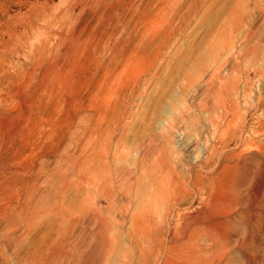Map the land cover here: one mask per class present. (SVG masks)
<instances>
[{
    "label": "rangeland",
    "instance_id": "374dc122",
    "mask_svg": "<svg viewBox=\"0 0 264 264\" xmlns=\"http://www.w3.org/2000/svg\"><path fill=\"white\" fill-rule=\"evenodd\" d=\"M236 1L240 2L238 6ZM252 1L256 0H0V264H162L163 251L158 253L155 248L145 257L130 244V218L135 207L128 200L122 201L131 212L128 220L120 223L121 227L109 222L106 232L100 228L104 215L98 209L107 208V204L97 202L94 187L86 188L80 175L79 190L76 183L66 199L60 200L58 189L63 181L59 174L70 160L81 162L94 154L102 128L109 125L108 113L117 104L125 115L118 117L113 130L118 131L116 139L120 143L123 139L122 144L127 143L130 149V157L122 160L123 168L132 169L134 158L148 153L145 144L149 140L148 144L155 146L154 157L164 149L169 151H163L165 155L175 159L174 163L179 158L185 168L195 165L185 149L192 136L195 140L203 134L200 149L207 142L219 147V139L213 138L203 118L206 116L198 108L208 97L206 79L230 39L227 30L221 32V24L231 13L241 16L243 11L238 7ZM250 7L235 28L233 36L237 40L252 17L253 22H263V18L257 20L261 12ZM99 80L105 83L100 85ZM245 80L247 73L242 87ZM257 81L253 80L255 90L262 85ZM187 97L193 109L186 121L179 123L181 131H165L169 127L167 118ZM244 111L242 125L246 130L258 127L255 111ZM259 130L264 134V125ZM167 136L171 138L168 141ZM263 139L264 135L257 141ZM204 154L207 158V151ZM152 155L150 160L157 158ZM228 164L233 166L235 162ZM161 180L163 184L165 180ZM57 200L72 203L73 211L61 213L59 208L63 206ZM195 203L184 204L180 211L196 213L201 209L200 196ZM35 205L38 210L32 217ZM168 207L165 200L151 205L156 222ZM226 211L227 215L220 211L219 218L231 216L232 226L242 229L244 219L238 215L239 208ZM99 213L102 217L97 216ZM263 216L254 219L258 233L264 228ZM30 219L31 232L27 229ZM14 239L19 246L11 249L9 244ZM201 241L204 244V238ZM260 255L263 262L257 263L264 264V249ZM231 258L230 264H254L243 251H232Z\"/></svg>",
    "mask_w": 264,
    "mask_h": 264
},
{
    "label": "bare ground",
    "instance_id": "6f19581e",
    "mask_svg": "<svg viewBox=\"0 0 264 264\" xmlns=\"http://www.w3.org/2000/svg\"><path fill=\"white\" fill-rule=\"evenodd\" d=\"M239 3L238 1L236 6H238ZM252 5L254 10L261 12V16H259L257 20L263 18V22L261 24H258L259 22H253L252 17L250 23L246 24L248 28L241 33V38L237 40L233 36L235 28L241 24L242 15L247 14ZM238 9L243 11L241 16H236L231 13L227 15L226 20L220 26L221 32L227 30L225 34L228 33L230 39L222 49V54L218 55V62L213 67L209 79L207 78L206 82L204 81L206 83L204 84L206 87L205 89L208 90V97L206 98L205 95L206 99H203L201 103L199 102L200 108H198L206 116L203 118L206 119L205 121L209 125V130L213 133V138L219 139V147L210 145V142H207L206 147L204 148L203 146L205 149V151H203V148L200 149L203 142V134H198L197 137L195 136V140H192V136V138H189L191 141L186 143L185 149L186 152L193 157L194 160L192 161H194L195 165L190 166L189 164L188 167L185 168V164L183 165L181 161H178L179 158L176 160L177 162L174 163L175 159L173 160L171 156L165 155L163 151L166 150L164 149L160 151L158 155H155V157L157 156V158H155L152 155L155 146L153 147L152 143L149 145V140L147 144H145L149 146L148 153L144 156H141V154L140 157H138L137 153L138 158H134L132 169L123 168L121 166L122 160L124 157H130V149L126 146L127 143L122 144L123 139L121 137V143L120 140L116 139V133H118V131L115 132V130H113L118 117L125 115L124 109H121L120 105L117 104L116 106L114 105L115 108H113L112 105V109H110L112 112L110 111V113H108L110 119V122L108 121L109 125L104 129L102 128V132H100L101 141L98 143L99 145L96 144L97 146L93 149L94 154L88 155V157H85L81 162L69 159L70 164L65 166L64 171L59 174L63 181L60 188H57L58 196L60 197L58 198L60 200L66 199L73 185L76 183L77 190H79V183L81 180L79 179L80 181H78L77 178L80 175L83 176V184L86 188L94 187L95 193L97 194V202L102 200L107 204V208H100V205V209L97 208L99 212L104 215V217L100 219V228L101 230L104 228L106 232L109 228V222L120 226V223L123 224L128 220L127 218L130 216V211L122 206V201L124 199L128 200L129 203L135 207L130 218L133 227V230H131L132 235L130 236V244H132L133 247L135 246L133 249H139L145 257L146 255H152L155 248H157L158 253L163 251L164 259L161 262L162 264H230L232 261L231 252L234 250L243 251L245 254L248 253L250 256L249 262L254 261V264L258 261L263 262L260 257V251L264 249V243L262 241L264 237V228L261 227L260 232H256L257 228L254 226L256 221H254V219L264 215V139L262 142L259 140L257 141V138L264 135L263 132L259 130V128L264 125V17H262L264 15V0H256L254 3L252 1L248 5L239 6ZM237 42L240 43V46ZM236 44L239 47H236ZM244 73H247V80L244 81V86L242 87L240 84L243 83ZM106 77L103 75V78H105L104 81L107 79ZM255 79L258 80L256 83L259 81L262 83V85L258 86L257 90H255L254 87L256 85L253 84V80ZM102 83L103 81L100 82V85H102ZM257 85H259V83ZM200 88L198 87V89ZM188 94H191L190 91ZM188 100V97L184 98L178 109H175L173 114L167 118L169 127H167L165 131L180 130L179 123L186 121L190 111L193 109L192 104V107L188 106L190 103V100ZM244 110L255 111L254 122L258 127L246 130L245 126L242 125V114L245 112ZM168 137L169 136L166 138L167 141L171 139ZM162 139L164 138L162 137ZM205 139L208 141V136ZM233 144L236 146H234L235 148L232 147L233 150H230ZM145 145H142L144 149ZM170 145H172V143ZM138 149L140 150L141 148ZM206 151L208 154L207 158L204 156V152ZM171 154L172 153H169V155ZM150 155L155 159L150 160ZM229 162H235V165L233 164L232 166L228 164ZM178 165L181 167L179 168ZM209 169L211 170L208 171ZM72 176L76 179L73 180ZM161 178L165 180L163 184ZM161 186L164 187V189H161ZM208 188H210L212 192L209 197L205 198L204 196ZM90 196L92 195L90 194ZM90 196L88 199H91ZM196 196L201 197L200 210L194 214L190 213L189 215H187L188 213L184 214V211H180L186 203L194 205ZM157 200H165V202L169 204L167 210L160 214L162 219L159 220V222H156L157 220L155 221L153 209L151 208V205ZM56 202L58 203L60 201L57 200ZM77 202L80 201L77 200L76 203ZM60 203H62L61 206H63L59 208L61 213L64 212L67 214L71 212L72 207H75L74 205L71 206L72 203ZM97 204L95 203L93 205ZM233 207L239 208L238 215L244 219L242 222L244 230H242L243 228L236 230L234 224L232 226L233 222L230 221L231 216L225 219L219 218V216H221L220 211H223V213L225 211L226 214H224L227 215L228 211L226 210L230 208L233 209ZM196 208L198 209V207ZM35 209H37L36 205L31 214L33 215L32 217H34L35 213L37 214L38 209L36 211ZM218 213H220V215ZM97 216H101L100 213ZM55 217L57 216L55 215ZM80 217L77 218L80 219ZM93 217L95 218V216ZM35 220H33V222ZM80 220H82V217ZM94 220H96V218ZM262 221L260 222L262 223ZM160 222H163V227ZM31 223L32 220L27 225L29 232L32 231ZM55 224L56 222L53 225ZM256 225L259 227V224ZM261 226H263V224ZM52 228L53 227H51V229ZM100 228L98 230H100ZM98 232L101 233V231ZM123 234L124 233H122V235ZM201 238H204V244H201ZM6 239L7 238H5L4 241ZM17 239L12 240V244H9L11 249L19 246ZM232 243H235L233 247L234 250L230 248L233 245ZM32 244L35 246L34 242ZM66 253L67 252H65V254ZM76 254L78 253L75 252V255ZM67 256L69 255H66V257ZM159 256H161V254ZM13 264H15V262ZM146 264H150V262L148 261Z\"/></svg>",
    "mask_w": 264,
    "mask_h": 264
}]
</instances>
